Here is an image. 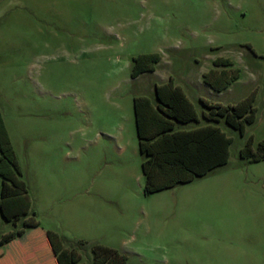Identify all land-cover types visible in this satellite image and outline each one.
<instances>
[{
    "label": "rangeland",
    "instance_id": "374dc122",
    "mask_svg": "<svg viewBox=\"0 0 264 264\" xmlns=\"http://www.w3.org/2000/svg\"><path fill=\"white\" fill-rule=\"evenodd\" d=\"M144 53L154 70L131 77ZM217 57L239 71L220 92L201 78ZM168 76L223 105L254 90V120L218 124L224 165L144 194L132 97ZM0 116L30 215L79 262L100 244L125 264H264V159L238 156L264 138V0H0Z\"/></svg>",
    "mask_w": 264,
    "mask_h": 264
},
{
    "label": "trees",
    "instance_id": "16d2710c",
    "mask_svg": "<svg viewBox=\"0 0 264 264\" xmlns=\"http://www.w3.org/2000/svg\"><path fill=\"white\" fill-rule=\"evenodd\" d=\"M159 60L157 53L132 57L130 76L152 71ZM239 71L227 58L212 60V67L201 75L210 89L218 92L238 78ZM255 91L234 104H219L200 98L201 117L209 122L221 120L232 129L243 133L245 124L254 120ZM155 102L145 96L132 97L134 129L138 152L142 155L140 171L142 192L158 190L186 183L202 176L214 167L223 165L228 158L231 138L216 126L206 123L190 129H177L176 123L196 122L197 115L182 89L171 78L154 86ZM250 136L238 149V156L248 162L264 159V138L252 147ZM27 188L16 165L12 146L0 116V200L26 194ZM1 218L3 217L0 211ZM46 237L57 264H83L74 249L64 248L60 238L47 231ZM92 264H125L126 258L115 249L93 244Z\"/></svg>",
    "mask_w": 264,
    "mask_h": 264
},
{
    "label": "crops",
    "instance_id": "0c3cea01",
    "mask_svg": "<svg viewBox=\"0 0 264 264\" xmlns=\"http://www.w3.org/2000/svg\"><path fill=\"white\" fill-rule=\"evenodd\" d=\"M169 77L174 85L182 89L197 115L196 122L176 123L175 128L190 129L210 123L222 131L218 126L219 123H223L221 120L209 122L201 117L203 107L199 99L203 97L194 92V94H189L184 87L175 83L171 76H168L165 81L153 84L152 99L148 98L150 102H155L154 86L166 82ZM203 99L207 100L206 98ZM0 211L4 217L1 218L0 216V225L6 224L0 230V264H57L46 237V232L49 230L40 226L37 220L30 215V198L27 194L0 200Z\"/></svg>",
    "mask_w": 264,
    "mask_h": 264
}]
</instances>
